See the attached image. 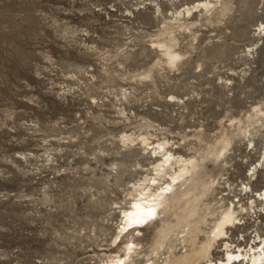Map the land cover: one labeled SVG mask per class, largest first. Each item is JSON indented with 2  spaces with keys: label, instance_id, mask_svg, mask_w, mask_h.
<instances>
[{
  "label": "rangeland",
  "instance_id": "1",
  "mask_svg": "<svg viewBox=\"0 0 264 264\" xmlns=\"http://www.w3.org/2000/svg\"><path fill=\"white\" fill-rule=\"evenodd\" d=\"M178 13L171 66L160 44ZM262 113L264 0H0V264H106L130 241L153 264L159 218L118 236L157 145L200 159L223 139L204 202L244 211L213 263L226 243L249 255L264 238Z\"/></svg>",
  "mask_w": 264,
  "mask_h": 264
},
{
  "label": "bare ground",
  "instance_id": "2",
  "mask_svg": "<svg viewBox=\"0 0 264 264\" xmlns=\"http://www.w3.org/2000/svg\"><path fill=\"white\" fill-rule=\"evenodd\" d=\"M198 4V7L202 6L206 13L213 9L210 2ZM226 11L228 8L223 7L221 13ZM187 12L190 13L191 9H187ZM180 15L178 13L175 16L176 23L171 27L169 40L160 44L171 66L182 58L175 50L177 39L174 35L176 30H182L184 26L179 21ZM261 115L264 116V113ZM123 139L131 140L130 137ZM148 141L145 137L141 139L144 145H149ZM229 145L230 142L223 139L205 157L198 159L176 157L167 150L166 143H159L155 153H160L162 160L154 166V175L146 178L132 193L131 207L123 210V224L118 238L134 227H137L136 231L140 233L139 227L159 218V228L154 234L149 252V255L157 257L153 264H159L160 253L164 250L166 251L164 264H232L242 258L247 260L248 264H263L264 238L262 237H259L260 241L251 247V253L245 256L244 251L236 255L238 251H233L232 245L226 243L227 258L213 263V249L228 234V228L239 220L244 211V208L240 212L231 206L214 208L204 202L207 194L215 191L214 181L207 182L203 178L205 161L208 157L220 159L228 151ZM145 183L148 185L145 186ZM153 186L156 188L153 189ZM254 198L264 202V189ZM136 242L130 241L123 249V255L109 257L106 264H136V258L142 255L138 252L140 244ZM179 246L184 250L183 253H177Z\"/></svg>",
  "mask_w": 264,
  "mask_h": 264
}]
</instances>
